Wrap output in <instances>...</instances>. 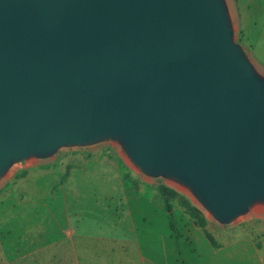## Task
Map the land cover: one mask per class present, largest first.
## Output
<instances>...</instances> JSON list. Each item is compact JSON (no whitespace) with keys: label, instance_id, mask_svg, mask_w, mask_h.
<instances>
[{"label":"water","instance_id":"water-1","mask_svg":"<svg viewBox=\"0 0 264 264\" xmlns=\"http://www.w3.org/2000/svg\"><path fill=\"white\" fill-rule=\"evenodd\" d=\"M107 138L223 223L264 202V80L225 0H0V177Z\"/></svg>","mask_w":264,"mask_h":264},{"label":"rangeland","instance_id":"rangeland-1","mask_svg":"<svg viewBox=\"0 0 264 264\" xmlns=\"http://www.w3.org/2000/svg\"><path fill=\"white\" fill-rule=\"evenodd\" d=\"M234 2L244 32L230 18L234 42L264 51V0ZM0 264H264V211L223 223L117 138L64 146L0 177Z\"/></svg>","mask_w":264,"mask_h":264},{"label":"crops","instance_id":"crops-1","mask_svg":"<svg viewBox=\"0 0 264 264\" xmlns=\"http://www.w3.org/2000/svg\"><path fill=\"white\" fill-rule=\"evenodd\" d=\"M226 6L228 9V12L230 14V18L234 20H238V27L240 28V31L243 33V27L241 25V17L239 14V10L237 5L235 4L234 0H226ZM249 39V38H248ZM247 46L251 47L249 53L247 54V57L249 61L251 62L254 69L258 71L264 72V51L263 50H257L255 49L248 41H246Z\"/></svg>","mask_w":264,"mask_h":264},{"label":"bare ground","instance_id":"bare-ground-1","mask_svg":"<svg viewBox=\"0 0 264 264\" xmlns=\"http://www.w3.org/2000/svg\"><path fill=\"white\" fill-rule=\"evenodd\" d=\"M252 209H253V211H255V212H261V211H264V202H255V203L252 205Z\"/></svg>","mask_w":264,"mask_h":264},{"label":"trees","instance_id":"trees-1","mask_svg":"<svg viewBox=\"0 0 264 264\" xmlns=\"http://www.w3.org/2000/svg\"><path fill=\"white\" fill-rule=\"evenodd\" d=\"M168 214H169L168 217L170 219V225H171V227H173V220H172L171 212L169 211Z\"/></svg>","mask_w":264,"mask_h":264}]
</instances>
